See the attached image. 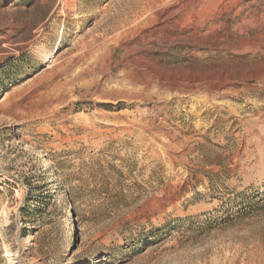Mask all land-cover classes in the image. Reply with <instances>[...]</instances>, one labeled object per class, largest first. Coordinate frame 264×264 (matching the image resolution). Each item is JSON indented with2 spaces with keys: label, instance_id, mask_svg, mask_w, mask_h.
Masks as SVG:
<instances>
[{
  "label": "rangeland",
  "instance_id": "1",
  "mask_svg": "<svg viewBox=\"0 0 264 264\" xmlns=\"http://www.w3.org/2000/svg\"><path fill=\"white\" fill-rule=\"evenodd\" d=\"M0 264H264V0H0Z\"/></svg>",
  "mask_w": 264,
  "mask_h": 264
},
{
  "label": "trees",
  "instance_id": "2",
  "mask_svg": "<svg viewBox=\"0 0 264 264\" xmlns=\"http://www.w3.org/2000/svg\"><path fill=\"white\" fill-rule=\"evenodd\" d=\"M27 184L30 190L25 199V205L20 208L21 214L33 224L41 223L43 226H50L53 223L51 217L59 211L56 192L46 191L45 186L33 188L30 182ZM44 237L42 244L45 245L49 239L47 235Z\"/></svg>",
  "mask_w": 264,
  "mask_h": 264
},
{
  "label": "bare ground",
  "instance_id": "3",
  "mask_svg": "<svg viewBox=\"0 0 264 264\" xmlns=\"http://www.w3.org/2000/svg\"><path fill=\"white\" fill-rule=\"evenodd\" d=\"M140 24H143V22H142V21H139V25H140ZM141 26H142V25H141Z\"/></svg>",
  "mask_w": 264,
  "mask_h": 264
}]
</instances>
